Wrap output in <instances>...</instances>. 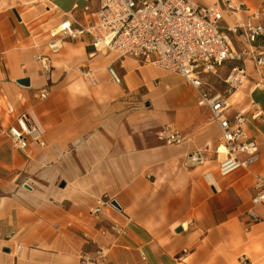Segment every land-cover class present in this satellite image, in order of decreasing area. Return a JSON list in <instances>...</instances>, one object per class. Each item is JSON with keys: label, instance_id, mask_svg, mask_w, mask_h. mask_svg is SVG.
I'll use <instances>...</instances> for the list:
<instances>
[{"label": "crops", "instance_id": "0c3cea01", "mask_svg": "<svg viewBox=\"0 0 264 264\" xmlns=\"http://www.w3.org/2000/svg\"><path fill=\"white\" fill-rule=\"evenodd\" d=\"M195 1L216 3L224 29L264 25V0H231L232 9L223 0ZM99 6L0 0V264H81L98 248L106 250L102 264H264V204L252 203L257 178L264 180V64L227 59L204 74L227 95L230 119L244 113L258 144L255 161L223 174L213 151L220 128L182 75L95 50L87 34L49 48L59 23L94 22ZM230 37L236 49L248 44L240 30ZM251 46L264 49V36ZM236 65L244 75L230 88L225 79ZM255 107L262 117L252 116ZM24 112L43 130L42 146L17 149L6 135ZM163 129L183 139L165 144ZM199 148L209 159L188 165Z\"/></svg>", "mask_w": 264, "mask_h": 264}, {"label": "built area", "instance_id": "2783aa9c", "mask_svg": "<svg viewBox=\"0 0 264 264\" xmlns=\"http://www.w3.org/2000/svg\"><path fill=\"white\" fill-rule=\"evenodd\" d=\"M223 1L228 9L233 8L231 0ZM222 18V10L216 3L202 5L195 0H100L96 21L74 27L69 20H63L58 29L51 32L48 46L52 51H57L64 38L76 39L87 34L95 50H113L119 57H142L166 71L182 75L198 91L197 104L209 108L211 119L220 128L219 141L213 151L214 160L225 174L255 161L258 144L245 131L244 113L237 112L230 119L226 115L230 108L227 95L213 90L205 81L204 74L212 72L227 59L250 57L256 65L264 64V49L257 51L251 46L258 36H264V25L246 21L224 29L220 25ZM238 30L242 31L248 43L240 49L233 46L230 37V33L235 34ZM40 59L43 74L48 77V59ZM109 71L112 80L120 82L111 68ZM85 75L94 81L90 71ZM243 75V68L236 65L231 68L225 81L233 88ZM39 96H46L45 88L40 90ZM252 116L262 117L261 109L255 107ZM5 133L17 149H24L30 141L43 145V130L27 112L18 115ZM158 139L165 144H173L180 142L183 136L163 129L158 133ZM206 150H193L187 155L186 163L191 166L202 164L209 159ZM256 188L252 203L264 204V180L260 177L257 178ZM248 215L252 221L258 219L253 210H249ZM112 229L115 232L120 230L117 224ZM19 249L21 245L17 244L15 252ZM105 256L106 250L98 248L93 256L82 255L81 264H102Z\"/></svg>", "mask_w": 264, "mask_h": 264}, {"label": "water", "instance_id": "95a60500", "mask_svg": "<svg viewBox=\"0 0 264 264\" xmlns=\"http://www.w3.org/2000/svg\"><path fill=\"white\" fill-rule=\"evenodd\" d=\"M20 82H23V83L27 84L28 83V79H21ZM113 203H115V202H113Z\"/></svg>", "mask_w": 264, "mask_h": 264}, {"label": "bare ground", "instance_id": "6f19581e", "mask_svg": "<svg viewBox=\"0 0 264 264\" xmlns=\"http://www.w3.org/2000/svg\"><path fill=\"white\" fill-rule=\"evenodd\" d=\"M57 29H58V28H57ZM57 29H56V30H57Z\"/></svg>", "mask_w": 264, "mask_h": 264}]
</instances>
